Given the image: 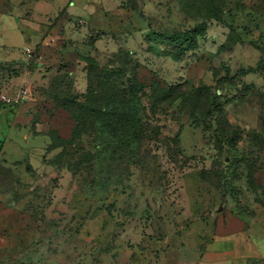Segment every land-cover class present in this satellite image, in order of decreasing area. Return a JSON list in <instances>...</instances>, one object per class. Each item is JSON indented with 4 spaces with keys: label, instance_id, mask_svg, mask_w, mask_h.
I'll use <instances>...</instances> for the list:
<instances>
[{
    "label": "rangeland",
    "instance_id": "374dc122",
    "mask_svg": "<svg viewBox=\"0 0 264 264\" xmlns=\"http://www.w3.org/2000/svg\"><path fill=\"white\" fill-rule=\"evenodd\" d=\"M219 5L102 0L106 21L53 16L49 42L28 45L33 58L0 62V94L28 90L0 112V163L40 166L0 171V264H195L222 217L264 226V0ZM12 43L24 46L18 28ZM88 55L124 79L175 87L169 106L141 103L157 142L98 133L45 151L47 135L17 126L23 105L37 132L69 137L54 88L86 93Z\"/></svg>",
    "mask_w": 264,
    "mask_h": 264
},
{
    "label": "crops",
    "instance_id": "0c3cea01",
    "mask_svg": "<svg viewBox=\"0 0 264 264\" xmlns=\"http://www.w3.org/2000/svg\"><path fill=\"white\" fill-rule=\"evenodd\" d=\"M61 15L66 23L73 19L89 23L93 27L96 23L107 20L102 0H0V62L19 60L28 45L47 44L49 35L45 37V34L54 32L56 27L51 20L53 16ZM15 28L25 38L24 46L20 50L12 43ZM7 107V104H2L0 112ZM13 111L17 126H31L29 135H47L37 132L39 129L33 124V114L26 111L25 106L21 105ZM49 144L50 141L45 151H48ZM44 153L42 165L47 164ZM25 165L21 161L11 165L0 163V166L10 168L13 173L16 168L18 172L33 173L40 167L34 168L29 162ZM29 166L32 171H29ZM195 264H264V226L250 224L245 218L236 215L222 217Z\"/></svg>",
    "mask_w": 264,
    "mask_h": 264
},
{
    "label": "trees",
    "instance_id": "16d2710c",
    "mask_svg": "<svg viewBox=\"0 0 264 264\" xmlns=\"http://www.w3.org/2000/svg\"><path fill=\"white\" fill-rule=\"evenodd\" d=\"M220 2L221 0H216L215 12H222ZM210 16L215 18L214 14ZM83 59L87 65L86 93L80 96L63 91L61 86L54 88L56 106L69 113L74 125L69 137H63L59 131H49L48 149L71 147L83 136L98 133L113 138L127 137L130 144L137 143L138 146L145 142H157L156 133L160 130L147 117L146 109L141 107V103L144 97H149L153 99L154 108L164 102L169 106L177 98L176 95L180 96L175 87L166 89L156 81L149 85L138 77L137 72L124 79L126 75L123 70L114 75L106 72L96 58L88 55ZM261 119L264 130V115ZM37 123L39 122L33 121L34 125ZM255 142L264 148V131L257 136ZM2 168L12 172L4 166H0V171ZM28 169L32 171V167L29 166Z\"/></svg>",
    "mask_w": 264,
    "mask_h": 264
},
{
    "label": "built area",
    "instance_id": "2783aa9c",
    "mask_svg": "<svg viewBox=\"0 0 264 264\" xmlns=\"http://www.w3.org/2000/svg\"><path fill=\"white\" fill-rule=\"evenodd\" d=\"M24 53L28 58H33L34 57V50L26 46L24 48ZM28 90L25 87H21L16 94H8V93H1L0 94V100L10 106L18 105L23 98L27 95Z\"/></svg>",
    "mask_w": 264,
    "mask_h": 264
}]
</instances>
